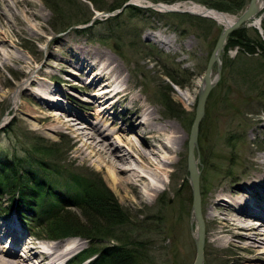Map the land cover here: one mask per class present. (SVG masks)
Returning <instances> with one entry per match:
<instances>
[{"label":"rangeland","instance_id":"1","mask_svg":"<svg viewBox=\"0 0 264 264\" xmlns=\"http://www.w3.org/2000/svg\"><path fill=\"white\" fill-rule=\"evenodd\" d=\"M33 1L46 16L42 20L43 29H39V32H37L38 29H30L24 36L15 34L14 37L19 43L16 52L20 56L25 55L31 64L30 72L26 71L27 75L19 73L18 68L19 66L21 68L23 64L19 65L14 61H9L8 66L0 63V126H5L4 129H7L6 131L0 129V158L8 157L11 161H19L17 175H21L24 171L21 169L20 162L36 163L31 172H36L42 182L51 183L44 186L45 190L47 186V189L59 191L65 196L63 198H69V200L76 194V192L71 194L69 190L74 186L77 191L80 180L90 178L96 179L99 183L104 182L126 208L131 218L129 224L114 230L118 233L129 230L131 233L128 235L131 241L146 246L145 249L149 251L153 260L151 264H193L196 257L194 233L197 222L193 219L194 195L188 169L189 139L199 98L200 83L224 25L217 20L215 21L217 24L212 23L210 21L212 18L203 15L199 16L209 20L192 21L183 16L188 12L179 14L160 8L139 7L140 4H146L144 0H128L127 2H132L133 5H130L135 7L126 6L121 13L118 11L121 7L113 11L102 10L87 0H47L48 3L45 0ZM118 1L97 0L98 5L108 8L116 5ZM184 1H194L209 8H213L212 5L216 1L221 3V0H175L174 3ZM243 2H245L244 8L237 12L222 11L238 17L250 0H243ZM91 11L93 16L91 15V19L84 22L83 20L88 18L87 15ZM256 16H260L262 22L264 9L255 15V18ZM95 18L98 19L97 22H94ZM253 19L244 22L236 30L246 27L247 38L257 40L255 30L257 29L264 39L262 24L261 27L254 25ZM40 33L43 38L39 37ZM60 36H64V42L59 39L53 40L54 37ZM51 40L50 47H56L55 58L47 52ZM77 42L100 46L116 55L126 68L124 75L127 79L121 87L129 88L131 96L136 92L145 104L159 109V115L175 120L181 126L183 133L187 135V141L181 146L178 154L170 155L174 157L175 163L167 168L166 182L161 184L162 192L144 202H140L132 193L126 194L121 188L115 186L110 180L108 167L98 163L90 164L89 161H84L80 157L75 158L80 143L69 128L55 131L50 128L53 123L39 119L35 113H28L30 112L28 104L32 103L40 107H50L63 114L66 112L62 109L68 113L74 110L84 117L85 124L102 118L101 128L104 133L110 134L108 140L117 143L115 137L120 135L117 129L123 123V111L128 102L124 101L123 94L119 95L108 102L111 108L100 114L105 109L108 96L112 97L109 91L117 83L113 85L98 81L93 75L94 72L91 73L88 68L80 69L71 62L74 57L68 48ZM256 45V52L253 54L243 51L239 46L225 50V45L219 79L214 78L217 75V65L214 66L213 78L217 79V83L207 101L205 115L199 129L198 144L194 148L200 173L202 214L206 212L207 199L220 187L228 186V189H234L238 185L241 186L243 180L264 170V164H262L264 160L262 157L264 154V48L257 43ZM47 61L50 65L43 66ZM43 69L46 74L49 71L57 72L51 80V95L55 100L62 99L60 101L63 104L62 108L55 103H45L39 97L33 96L32 92L31 98L27 95L28 90L24 92V89L28 88L30 91L37 89L31 87L27 81ZM23 83L25 88L21 92L18 103H15L14 92ZM103 86L106 87L103 89ZM168 96L176 102L172 111L166 107L165 100ZM24 101L28 102L26 112L20 109ZM116 102L117 104L113 107ZM179 104L184 109L180 119L173 114L178 113ZM89 106L90 109L87 108ZM27 120L29 122H26ZM140 120L137 118L132 123L125 124L123 130L130 134L140 131ZM112 122H116L117 125ZM131 126H135L136 129L130 130ZM148 140L153 142L150 137ZM31 148H40L43 154L48 155L47 159L44 158L46 159L44 166L54 165L55 169L52 173L41 168L42 166L35 162L33 156L26 153ZM124 149L125 147H122V151ZM26 174L32 176L29 172ZM21 180L22 178L19 177L16 182L20 184ZM9 193H11V187L4 192L5 198L0 199V202H6L7 197L11 199L12 195ZM57 199L48 194L37 211L42 213ZM262 200L264 201V196ZM4 208V205L0 203V224L5 221L3 218L18 215L16 209L8 207L4 210ZM33 214L31 210L28 212L31 218L28 222L23 216L19 217L28 231L26 238L35 235L37 243L72 238H49L45 228L33 222ZM206 225L208 231L214 228L213 223L208 222V219ZM80 238L82 240L80 247L72 255L76 260L79 259L78 254L85 249L113 244L110 239H97L98 241L91 242ZM23 250L24 248L20 249V256H24ZM232 260L229 249H219L207 238L205 239L204 264H231ZM29 262L32 263V261Z\"/></svg>","mask_w":264,"mask_h":264},{"label":"bare ground","instance_id":"2","mask_svg":"<svg viewBox=\"0 0 264 264\" xmlns=\"http://www.w3.org/2000/svg\"><path fill=\"white\" fill-rule=\"evenodd\" d=\"M167 4L163 2L155 7L165 11L186 9L206 14L224 26L232 24L236 19V16L228 12L198 3ZM262 9H264V0H258L257 14ZM45 17L42 9L33 0H0V63L2 65L8 66L9 61H14L19 65L23 64L21 68L18 65L19 73L27 75L26 71L30 72L31 64L25 55L20 56L16 52L19 43L14 37L15 34L24 36L30 29H38L37 32H39V29L44 27L42 20ZM253 18L254 25L262 24L260 16ZM16 27L18 28L16 29ZM39 37L43 38L42 33L39 34ZM60 37H54L53 40L59 39L64 42V36ZM51 42L52 40L48 44L47 52L55 58L56 47H50ZM68 49L73 54L74 59L71 62L75 66L80 69L88 68L91 73L94 72L93 75L98 81L109 82L113 85L117 83L109 91L112 93V97L105 96L108 101L105 102V109L100 114L111 108L108 102L113 101L119 95L123 94L124 101L128 102L123 111V123L117 129V132H120V135L115 137L117 143L108 140L110 134L104 133L101 128L103 126L101 125L102 118L85 124L84 117L74 110L68 113L62 109L66 112L63 114L50 107H40L32 103L28 104L30 107L28 113H35L39 119L53 123L50 128L55 131L69 128L80 143L75 158L80 157L84 161H89L90 164L98 163L108 167L110 180L126 194L132 193L140 202L160 194L162 192L161 184H165L167 179V168L170 164L175 163L174 157L170 155L178 154L181 146L187 141V135L185 132L183 133L181 126L175 120L159 115V109L153 105L145 104L136 92L131 96L129 88L121 87V84H124L127 79L124 75L126 68L116 55L111 54L105 48L84 42H77L74 46H69ZM49 65L50 63L47 61L43 66ZM37 73L39 75L31 77L27 81L31 87L37 89L31 91L29 88L24 89L23 83L14 92L15 103H18L24 89V92L30 91H27V95L31 98L32 92L33 96L39 97L45 103H55L59 108H62L63 104L60 102L62 99L55 100L51 95V80L57 72L49 71L46 74L43 69ZM213 73L212 80L218 78V75L213 78ZM202 88L203 79L200 83V90ZM211 94L212 91L209 98ZM27 103L24 101L20 105L21 111L26 112ZM139 104L140 106H138ZM31 107L33 108L31 109ZM87 108L90 109V106ZM137 118L141 119L140 131L130 134L123 130L125 124L132 123ZM112 123L117 125L116 122ZM135 129V126H131L130 130L134 131ZM148 137L152 138L153 142H150ZM122 147H125L124 151H122ZM262 157L264 158V154ZM195 162L198 165L197 160ZM262 162L264 164V160ZM238 186L234 189H228V186L220 187L207 199V209L203 213L204 236L217 248L231 251L233 259L231 264H264V201L262 200L264 170L243 180L241 186ZM193 219L196 221L195 217ZM207 219L214 225L211 231L207 229ZM3 220H5L4 223L0 224V264H67L66 260L73 261L72 255L75 254L82 242L80 237H72L50 243L44 241L37 243V241L26 238V228L21 225L17 217L3 218ZM197 233L198 222L194 233L195 238L198 236ZM8 242H11V245L16 248L24 247V256H20L17 249L10 248ZM204 261L205 259L202 264Z\"/></svg>","mask_w":264,"mask_h":264},{"label":"trees","instance_id":"3","mask_svg":"<svg viewBox=\"0 0 264 264\" xmlns=\"http://www.w3.org/2000/svg\"><path fill=\"white\" fill-rule=\"evenodd\" d=\"M45 1L48 3L47 0ZM87 1H90L97 8L102 10L110 9L109 11H113L118 7H122L128 0H116L118 1L116 2L117 4L111 8L98 5L99 2H97V0ZM153 1H165L171 3L175 0ZM212 6L221 11L226 10L233 13L237 12L241 8H244L245 2H243V0H221V3L220 1H216ZM130 7L134 8L135 6L130 5ZM90 13L87 15L88 18L83 20L84 22L89 21L91 19V15L93 16L92 11ZM183 16L192 21L203 22L205 20H209L206 17L190 13H184ZM210 21L217 24L214 20L212 21V19ZM245 28L246 27L235 30L230 35L225 50L239 46V48L243 51L253 54L256 52V43L264 48L263 35L255 29L258 39L250 40L247 38V30ZM262 28L264 31V20L262 21ZM165 102L167 105L166 107L170 111H172L176 106V102L171 96H168V99L165 100ZM177 111L178 113L173 114L180 119L182 114H184V109L180 106V104ZM6 130L7 129H3L1 131ZM26 153L33 156L35 162H38L39 166L46 169L48 173H52L55 169L54 165H51L50 167L44 166L48 155L46 153L43 154L42 149L31 148L27 150ZM17 162L19 163L17 160L11 161L8 157L0 158V195H3L4 192L11 187V193H9L12 195L11 199L14 200L18 198L21 206L32 209L34 212L32 215L33 221L39 223L45 228L49 238L58 239L69 236H79L88 239L91 242H94L95 240L98 241L99 239H110L113 241V244H105L103 247L85 249L83 252L78 254V261L81 262L90 256H94L95 258H92L86 264L153 263V260L148 253L149 251L145 249L146 246L142 243L130 240L129 235L131 232H129V230H124V233H118L114 230L120 226L129 224L131 218L126 208L123 207V205L115 197L113 191L106 186L104 182L99 183L96 179L90 178L84 179L83 181L80 180V187L77 191H75L74 186H72L69 190L71 194L76 192L75 196L69 200V198H63L65 196L59 191L50 188L47 189V186L45 190L44 186L47 184L51 185V183L48 182L46 184V182H42V180H40V176L36 172H31L34 164H36L34 162H20L21 169L24 171L21 172V175H17L16 171L19 168V164H17ZM28 172L31 173L32 176L26 174ZM19 177L22 178L20 184L16 182ZM48 194L58 199L55 200L49 208H45L42 213H39L37 210L39 209L45 196Z\"/></svg>","mask_w":264,"mask_h":264},{"label":"water","instance_id":"4","mask_svg":"<svg viewBox=\"0 0 264 264\" xmlns=\"http://www.w3.org/2000/svg\"><path fill=\"white\" fill-rule=\"evenodd\" d=\"M129 4V3H128ZM131 4V3H130ZM157 4L152 5L155 8ZM125 7V6H124ZM123 7V9H124ZM191 12V11H190ZM194 13V12H191ZM258 13V0H250L249 4L243 11V13L238 16L234 22L230 25L224 26L220 31L218 39L216 41V45L214 50L209 58L206 72L203 76V88L199 92V98L196 107L195 118L193 120L190 139H189V160H188V169L190 172V183L193 189V213L196 221L198 222V233L197 238H195L196 242V257L194 264H202L204 257V247H205V223L202 214V202L200 196V178H199V170L196 165V160L194 156V148L198 144V134L201 122L204 118L206 111V104L209 98L211 91H213L214 86L217 83V79L220 78L222 71V63H221V55L224 51V47L227 43L229 35L240 27L244 22L250 20ZM203 16H207L206 14H201ZM209 17V16H208ZM217 65V75L218 78L216 80H212V73L214 70V66Z\"/></svg>","mask_w":264,"mask_h":264}]
</instances>
